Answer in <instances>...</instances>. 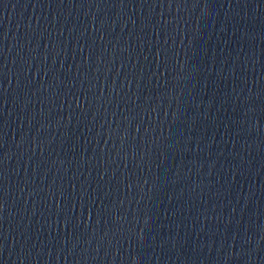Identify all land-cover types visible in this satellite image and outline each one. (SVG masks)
<instances>
[{
	"label": "water",
	"instance_id": "95a60500",
	"mask_svg": "<svg viewBox=\"0 0 264 264\" xmlns=\"http://www.w3.org/2000/svg\"><path fill=\"white\" fill-rule=\"evenodd\" d=\"M0 264H264V0H0Z\"/></svg>",
	"mask_w": 264,
	"mask_h": 264
}]
</instances>
